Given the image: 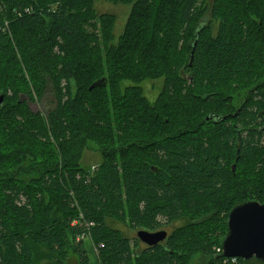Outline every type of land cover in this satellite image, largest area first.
<instances>
[{"label":"trees","instance_id":"obj_1","mask_svg":"<svg viewBox=\"0 0 264 264\" xmlns=\"http://www.w3.org/2000/svg\"><path fill=\"white\" fill-rule=\"evenodd\" d=\"M105 1L131 6L118 39L116 17L93 0H0V264H66L69 251L79 264H191L195 253L264 264L211 249L235 205L264 204V0ZM83 14L99 37L85 36ZM99 39L115 73L89 91L101 79H80L61 55ZM145 81L161 83L152 102ZM105 90L113 113L82 105ZM95 126V170L79 165L80 138L55 153ZM139 230L167 237L149 247Z\"/></svg>","mask_w":264,"mask_h":264},{"label":"rangeland","instance_id":"obj_2","mask_svg":"<svg viewBox=\"0 0 264 264\" xmlns=\"http://www.w3.org/2000/svg\"><path fill=\"white\" fill-rule=\"evenodd\" d=\"M93 10L95 11L94 13L96 14H104V13H109L112 14L116 17V27H115V36L116 39H118V37H120L125 31L126 28V24H127V19L131 13V6L129 7H124V6H115L112 5L108 2H106L105 0H93ZM83 20L81 28L83 30V33L85 34V36H87L88 38L90 36H92L93 34L98 35L97 37H99L100 35V23L99 21L96 19L94 22L89 23L88 21H84V14H83ZM94 27H96V29H94ZM163 30V29H162ZM116 43V42H115ZM125 56V55H124ZM62 61H75L77 63L78 66H81L82 71L80 70L78 73L80 74V79L85 80V76L90 75L89 73H86L88 71L92 72V75L94 77L95 73H96V78H105L107 81L110 78V76L112 74L115 73V64L113 61H107L106 59V52L105 49L103 47V43L102 40L99 39V41L96 42H91L88 40L87 45L85 47V49H80L78 50L76 53L74 52L73 54H71V51H62ZM137 60V59H136ZM93 69V70H92ZM143 84V86H142ZM141 84L145 96L147 97V99L152 102L154 101V99L156 98V96L158 95V93L161 90V83L158 81H145ZM108 85V84H107ZM107 86H105L106 88ZM76 92V90H72V95H74ZM9 93V91H7V94ZM97 92L90 94L87 96L86 100H83L82 105L84 106L85 104H88L90 108L96 107V106H101L99 104L103 103L102 106V110L101 113L103 114H110L113 113L114 109H112L111 107L107 108L106 103L108 101L111 100V93L107 90H105V99L100 100L98 98V96L96 95ZM107 93V94H106ZM0 95H2L1 91H0ZM97 96V97H96ZM99 103V104H98ZM30 109L33 112L36 111H43L42 105L37 104V103H33L29 105ZM96 128L91 129H87L84 130L82 134V132H78L76 135L75 132H73L72 134L69 133L66 135V137L60 141L57 142L53 148L55 150V153L57 155H61V152H64L65 150L64 147L65 145H67V143H74L73 139L74 137H76L77 139L80 138V140H78L79 142H75L76 146L80 145H85L86 150L83 153V156L81 158V160L79 161V165L84 167L85 169H88L89 171H93L97 168V165L101 162V157L100 155L96 152L99 148H102L100 146V142H103V133L99 134L100 129L99 126H95ZM97 129V130H96ZM113 133V131H112ZM119 133V132H118ZM1 134V132H0ZM120 134V133H119ZM118 134V135H119ZM122 135V133H121ZM88 136H93L94 138H96L98 141L97 143L91 141L90 139H88ZM85 139L87 142L82 143L81 141ZM40 140V139H38ZM35 141H37V139H35ZM41 141V140H40ZM76 141V140H75ZM51 143L54 144V142L52 141ZM129 144H131V142H128ZM37 145L34 144L33 147L30 146L31 148H35ZM59 146V147H58ZM22 147V146H21ZM25 151H32L34 152V150H26ZM61 151V152H60ZM29 153V152H27ZM31 160H23V164L25 165L23 168L24 169H29ZM234 166V165H233ZM232 166V167H233ZM94 168V169H93ZM234 171V170H233ZM28 174H23L21 175V178H28ZM115 228L117 229H121V230H125V228L121 227L120 225H113ZM84 248L87 252V256L89 258L90 261L93 262V256L91 254V252L88 250L89 249V243L85 242L84 244ZM211 249L215 250L216 253L220 252L221 253V249L220 247H218L217 245H212ZM211 259V258H208ZM202 260H207L205 257L202 256L201 253H195L191 256V259L189 262H191V264H203ZM44 260H41V262H43ZM231 262L235 263V260H232ZM66 264H79L78 258L71 254V251H69V257L67 259Z\"/></svg>","mask_w":264,"mask_h":264},{"label":"water","instance_id":"obj_3","mask_svg":"<svg viewBox=\"0 0 264 264\" xmlns=\"http://www.w3.org/2000/svg\"><path fill=\"white\" fill-rule=\"evenodd\" d=\"M106 84L107 81L101 79L92 84L89 91ZM3 100V95H0V105ZM209 119L219 120L212 115L206 118V120ZM136 236L142 244L151 247L163 242L167 233L165 231L139 230ZM220 256L225 259L240 258L244 261L254 259L264 263V204L247 201L239 203L231 209L227 220V233L221 243Z\"/></svg>","mask_w":264,"mask_h":264},{"label":"built area","instance_id":"obj_4","mask_svg":"<svg viewBox=\"0 0 264 264\" xmlns=\"http://www.w3.org/2000/svg\"><path fill=\"white\" fill-rule=\"evenodd\" d=\"M83 238H84V236L82 235L81 237L77 238V240L79 241V240H82Z\"/></svg>","mask_w":264,"mask_h":264},{"label":"flooded vegetation","instance_id":"obj_5","mask_svg":"<svg viewBox=\"0 0 264 264\" xmlns=\"http://www.w3.org/2000/svg\"><path fill=\"white\" fill-rule=\"evenodd\" d=\"M263 127H264V120H263ZM263 127H262V128H263Z\"/></svg>","mask_w":264,"mask_h":264},{"label":"bare ground","instance_id":"obj_6","mask_svg":"<svg viewBox=\"0 0 264 264\" xmlns=\"http://www.w3.org/2000/svg\"><path fill=\"white\" fill-rule=\"evenodd\" d=\"M139 240V239H138ZM221 257V256H220Z\"/></svg>","mask_w":264,"mask_h":264}]
</instances>
